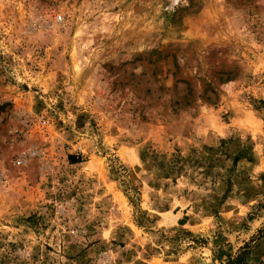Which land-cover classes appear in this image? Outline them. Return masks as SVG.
<instances>
[{"label":"rangeland","instance_id":"374dc122","mask_svg":"<svg viewBox=\"0 0 264 264\" xmlns=\"http://www.w3.org/2000/svg\"><path fill=\"white\" fill-rule=\"evenodd\" d=\"M262 206L264 0H0V264H264Z\"/></svg>","mask_w":264,"mask_h":264},{"label":"trees","instance_id":"16d2710c","mask_svg":"<svg viewBox=\"0 0 264 264\" xmlns=\"http://www.w3.org/2000/svg\"><path fill=\"white\" fill-rule=\"evenodd\" d=\"M264 210V206L261 207ZM252 220V217H249V221ZM249 247L247 244L244 247L238 249L235 255H231L229 252L224 253V256L227 260V264H252L246 259V255H248Z\"/></svg>","mask_w":264,"mask_h":264},{"label":"built area","instance_id":"2783aa9c","mask_svg":"<svg viewBox=\"0 0 264 264\" xmlns=\"http://www.w3.org/2000/svg\"><path fill=\"white\" fill-rule=\"evenodd\" d=\"M61 20L60 16H57V22H59Z\"/></svg>","mask_w":264,"mask_h":264}]
</instances>
